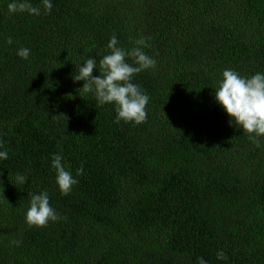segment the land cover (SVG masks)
Returning a JSON list of instances; mask_svg holds the SVG:
<instances>
[{
  "label": "trees",
  "instance_id": "trees-1",
  "mask_svg": "<svg viewBox=\"0 0 264 264\" xmlns=\"http://www.w3.org/2000/svg\"><path fill=\"white\" fill-rule=\"evenodd\" d=\"M9 2L0 0V264H264V137L250 140L213 98L223 70L264 72V0H52L40 16L9 15ZM113 34L126 50L143 39L156 60L133 78L149 96L139 125L114 123V107L72 79ZM54 154L74 176L83 166L68 195L54 183ZM42 191L59 218L29 226Z\"/></svg>",
  "mask_w": 264,
  "mask_h": 264
},
{
  "label": "clouds",
  "instance_id": "clouds-1",
  "mask_svg": "<svg viewBox=\"0 0 264 264\" xmlns=\"http://www.w3.org/2000/svg\"><path fill=\"white\" fill-rule=\"evenodd\" d=\"M53 8L52 0H40L34 6L31 0H10L7 5L9 15L27 13L33 16L48 14ZM6 43L11 45L12 38ZM144 40L135 41L130 50L119 47L117 36L113 34L107 44L108 53L102 55L99 61L94 56L87 57L78 66V72L72 77L74 82H83L82 90L94 97L98 106L112 105L116 113L114 123H132L139 125L147 119L146 106L149 96L133 78L144 71L152 69L156 60L144 51ZM30 49L21 47L16 55L28 59ZM131 59V63H129ZM94 69L99 73L93 76ZM214 92L215 104L226 114L240 132L248 135L253 142L264 137V72H256L251 76H242L233 69L223 70L217 80ZM0 145V149H2ZM7 150H0V161L7 160ZM62 154L51 157V167L55 170L54 183L62 195H68L73 186L78 183L77 177L84 173L83 166L76 169L75 176L63 162ZM16 183L23 186L27 183L25 175L17 173ZM59 218L56 209L50 204L47 191L34 194L25 212V222L29 226L44 227L49 222ZM218 260H226L223 251L216 253ZM199 264H207L203 258H198Z\"/></svg>",
  "mask_w": 264,
  "mask_h": 264
}]
</instances>
